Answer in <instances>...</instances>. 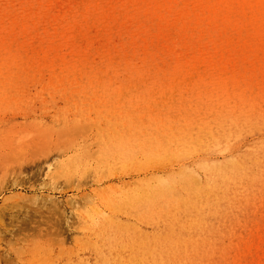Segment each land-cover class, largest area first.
I'll list each match as a JSON object with an SVG mask.
<instances>
[{
	"label": "rangeland",
	"instance_id": "rangeland-1",
	"mask_svg": "<svg viewBox=\"0 0 264 264\" xmlns=\"http://www.w3.org/2000/svg\"><path fill=\"white\" fill-rule=\"evenodd\" d=\"M263 237L264 0H0V264H264Z\"/></svg>",
	"mask_w": 264,
	"mask_h": 264
},
{
	"label": "bare ground",
	"instance_id": "bare-ground-1",
	"mask_svg": "<svg viewBox=\"0 0 264 264\" xmlns=\"http://www.w3.org/2000/svg\"><path fill=\"white\" fill-rule=\"evenodd\" d=\"M251 150H255V149H251ZM257 151V150H256ZM256 153V152H255ZM240 158L238 159H234V163H233V160H229V159H225L223 160L225 163H223V165L221 166H216V165H213V167H211L210 165H207L204 167L205 171H207L208 173H210L211 175L213 174L214 172V175H219L220 173H224L222 174V177H225L227 176L225 174L226 171H229L231 173V177L229 179L231 180H236L237 179V176H238V172L236 171V167H235V164L236 165H239L242 163L241 160H239ZM207 164V163H206ZM263 236V235H262ZM264 238V237H263ZM159 242V241H158ZM262 242V241H260ZM159 246V244H158ZM263 248V247H262ZM151 251V250H150ZM264 251V250H263ZM148 253V252H147ZM151 253V252H150ZM250 254V253H249ZM256 255V254H255ZM138 256V255H137ZM150 256V255H149ZM154 256V255H153ZM186 256V255H185ZM145 257V256H144ZM177 257V256H176ZM260 257V256H259ZM146 258V257H145ZM161 258V257H160ZM139 260V259H138ZM154 261V260H153ZM163 260H161L160 262H162ZM184 261V260H183ZM138 262V261H137ZM159 262V263H160ZM171 262V261H170ZM199 262V261H198ZM207 262V261H206ZM264 262V261H263ZM142 263V261H141ZM140 263V264H141ZM148 263V262H147ZM254 264V263H253Z\"/></svg>",
	"mask_w": 264,
	"mask_h": 264
}]
</instances>
